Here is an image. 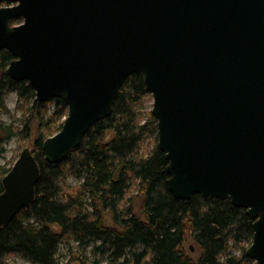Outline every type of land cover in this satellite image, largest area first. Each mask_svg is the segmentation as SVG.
I'll use <instances>...</instances> for the list:
<instances>
[{
  "label": "water",
  "instance_id": "95a60500",
  "mask_svg": "<svg viewBox=\"0 0 264 264\" xmlns=\"http://www.w3.org/2000/svg\"><path fill=\"white\" fill-rule=\"evenodd\" d=\"M3 51L11 79L68 107L42 145L51 164L142 74L170 191L245 209L255 220L246 254L264 264V0H0V71ZM39 176L25 149L3 178L0 228L31 205Z\"/></svg>",
  "mask_w": 264,
  "mask_h": 264
},
{
  "label": "trees",
  "instance_id": "16d2710c",
  "mask_svg": "<svg viewBox=\"0 0 264 264\" xmlns=\"http://www.w3.org/2000/svg\"><path fill=\"white\" fill-rule=\"evenodd\" d=\"M14 59L1 53L0 116L11 115L5 102L9 91L16 90L29 107L21 127L0 121V153L12 138L30 139L39 125L32 154L40 176L31 205L0 228V264H12L9 258L15 255L33 264H54L61 243L87 240L101 241L102 255L120 264H255L246 254L255 220L245 209L200 194L180 200L170 191L158 122L144 108L150 93L142 74L127 79L111 116L93 125L65 160L51 164L42 145L62 129L68 107L62 99L38 102L27 82L11 79L6 71ZM11 169L0 172V195ZM72 176L83 180L76 197L63 188ZM86 197L90 211L83 207ZM189 238L199 249L197 259L185 247Z\"/></svg>",
  "mask_w": 264,
  "mask_h": 264
},
{
  "label": "rangeland",
  "instance_id": "374dc122",
  "mask_svg": "<svg viewBox=\"0 0 264 264\" xmlns=\"http://www.w3.org/2000/svg\"><path fill=\"white\" fill-rule=\"evenodd\" d=\"M5 102L10 110V116L2 114L0 116V121L6 125H15L21 127L22 117L24 111H26L29 105L25 104V101H20L19 95L16 90L9 91L6 95ZM55 104L52 103L49 106L51 112L54 111ZM153 107V97L150 95L146 98L144 102V108L147 111H152ZM68 115V114H67ZM39 125L34 127L33 135L30 139L22 141L20 138H12L6 142L2 147V152L0 153V172L13 167L21 153L25 149L34 151V145L37 138ZM58 133V132H57ZM150 145V144H146ZM145 146V147H146ZM83 182L82 179L77 177H70L65 182H63L64 192L72 197L78 195L80 190V185ZM83 207L90 211L88 198H83ZM33 222V221H32ZM58 230V228H55ZM191 237V236H189ZM101 245V241H90L87 240L83 245L76 242L71 243H61L58 246L57 253L54 257V264H120L122 261H115L109 255L103 256L98 250ZM187 251L191 253L195 259L199 257V249L195 247V244L191 238L188 239L185 245ZM238 254V253H237ZM9 261L12 264H33L30 261L20 257L19 255L11 256Z\"/></svg>",
  "mask_w": 264,
  "mask_h": 264
}]
</instances>
